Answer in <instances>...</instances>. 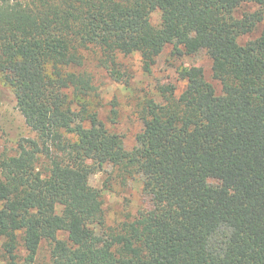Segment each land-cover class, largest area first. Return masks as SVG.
Returning <instances> with one entry per match:
<instances>
[{"label":"trees","instance_id":"obj_1","mask_svg":"<svg viewBox=\"0 0 264 264\" xmlns=\"http://www.w3.org/2000/svg\"><path fill=\"white\" fill-rule=\"evenodd\" d=\"M263 21L264 0H0V81L34 133L0 156V264H34L44 245L49 264H264V27L240 41ZM167 46L205 51L218 86L182 66L179 95L145 93L128 150L86 100L87 55L129 85L119 56L151 73ZM106 165L151 200L115 227L90 183Z\"/></svg>","mask_w":264,"mask_h":264},{"label":"rangeland","instance_id":"obj_2","mask_svg":"<svg viewBox=\"0 0 264 264\" xmlns=\"http://www.w3.org/2000/svg\"><path fill=\"white\" fill-rule=\"evenodd\" d=\"M258 8L259 5L256 4L243 5L241 12H252ZM151 21L154 25L160 24V10L157 9L151 13ZM263 27L264 21L252 32L241 36L240 41L245 42L256 38ZM119 59L132 74L129 85L117 81L105 68L99 66L98 54L91 52L87 55L85 68L93 74L98 95L86 100L98 110L100 118L107 122L111 130L124 136L125 147L128 150L137 144V137L143 128V122L138 114V104L145 93L148 92L157 100H161L157 85L171 82L177 86V95H179L186 85V81L182 80L178 74V69L182 66H202L206 79L218 86L212 77L211 60L205 51L195 55L174 56L172 46H167L158 56L151 73L142 69V57L139 52L126 56L120 55ZM113 102L118 109V121L115 124L109 123L108 120ZM32 135L34 133L25 123L9 89L0 81V156L3 153H16L19 139ZM211 181L214 184L217 183L216 180ZM90 183L102 190L107 226H118L124 221L135 218L141 210L151 207V200L143 191L141 176L122 182L117 178L115 168L106 165L102 170L91 174ZM1 243L0 238V259L2 260ZM34 264H49V251L46 245L41 248Z\"/></svg>","mask_w":264,"mask_h":264}]
</instances>
